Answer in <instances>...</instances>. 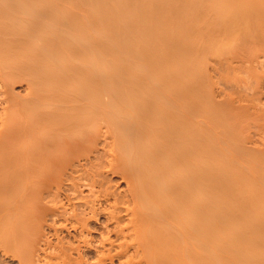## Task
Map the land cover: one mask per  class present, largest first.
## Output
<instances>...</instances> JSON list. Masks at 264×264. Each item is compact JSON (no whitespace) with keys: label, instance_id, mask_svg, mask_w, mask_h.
<instances>
[{"label":"bare ground","instance_id":"6f19581e","mask_svg":"<svg viewBox=\"0 0 264 264\" xmlns=\"http://www.w3.org/2000/svg\"><path fill=\"white\" fill-rule=\"evenodd\" d=\"M258 43L264 0H0V242L35 264L57 218L80 252L106 214L96 264H264Z\"/></svg>","mask_w":264,"mask_h":264},{"label":"rangeland","instance_id":"374dc122","mask_svg":"<svg viewBox=\"0 0 264 264\" xmlns=\"http://www.w3.org/2000/svg\"><path fill=\"white\" fill-rule=\"evenodd\" d=\"M225 44H226L225 47L227 49H231L235 44H237V42L236 41H228ZM251 53L256 54V55L257 54L262 55L264 53V47L261 44H259V43L255 44L253 46L252 50H251ZM260 60L262 62L261 64H263V65L261 67L258 66L257 70L258 71H262L261 72L262 75L260 74L262 78L260 76H259L260 79H259V77H257L258 79L256 77H254V78L250 77L251 78L250 79L251 81H250L248 79L249 77H247L245 73H241L240 75L238 74L233 79L234 80L233 82L235 83L237 81V83H238L239 81H241L243 79H248L249 82H251L249 85L251 86L254 83L252 85V87H254V86L257 85V82L260 81V83H259V85H257V87L262 92V94L260 95L261 105H264V58H261ZM19 85L20 86H14L15 90L18 91V92L22 91V88H23L22 87L23 84H19ZM231 85H233V84H231ZM229 87H230V83H229ZM249 92L247 91V96L249 98H251L252 96H250ZM255 118H256V116L254 114H252V113L247 114L245 116V118H243V120L241 122V126H240L241 132H240L239 135L242 138L245 137V136H251L253 139L256 140L257 144L258 143L261 144V141L259 139L260 136H258V134H257L258 131L261 128H260L259 122L256 121ZM101 155H102V152H101ZM99 157H100V155L97 154V156L93 159V162L94 163L96 162L95 164L100 166V165H102V162H104V161L102 159H100L102 157H100V158ZM98 178L103 181L105 186H109L110 189L113 190L116 193H120L121 192L120 189L122 187H124V184L121 182V180H120V178L118 176H113L111 174L103 173L101 176L99 175ZM85 191L86 190L83 189L82 193L80 194V196L83 195V196L86 197L87 195H89L88 192L87 191L85 192ZM69 207L70 208H68V211L72 212L71 209L74 208V205H70ZM75 207L78 208V205L76 204ZM97 207H98V209L99 208L101 209L103 207H108V206L106 205V202L103 201V202H101L100 207H99V205ZM121 210L122 209H120V211ZM106 216H107L106 214H102V215L98 216L96 219L89 220L88 227L84 231V234H86L89 238L92 239L93 247H91V248L81 247V251L80 252L74 249L75 246H77V243H78V240H79L78 237L80 236V233H77V230L76 231L73 230L71 228L70 222L66 221L65 218H62V217L59 218V219L57 218L56 221L52 224V226L48 227V229L46 228V230H45L46 231V235H48L47 237H45L47 239V245L45 247L42 246V247H38L37 248V249H39V250H37L38 252L35 254V255H37L36 256L37 258L35 257L36 259H34V257H33V262L32 263H35V264L36 263L37 264H48V263L52 264L53 263V264H55L56 262H60V260H61V251L64 249V250H66L65 252L67 254L71 253L74 258H79V259L83 258V260L80 259L83 264H86V263L87 264H96L97 261L99 260L100 256H102L101 255V249L102 248L101 249H100V247L96 248L97 244H94V243H96L100 239L99 238L100 234L105 232V223H106V218L105 217ZM119 216H120L119 218H120L121 222H125L126 221V217L124 215H119ZM67 217H69V216H67ZM64 226H65V228H63ZM108 226L109 227H113L112 224H109ZM0 238H1V236H0ZM112 238L116 239V236L112 235ZM7 240L8 239H6L5 241L4 240L2 241V239H1L2 243L4 242V244H5V242ZM2 243L0 242V247H1L0 248V264H21L20 259H19V255H18V253H19L18 251H20V250H18V249L14 250V249H12V247H8V245H9V241H8V242H6L7 246L6 245L5 246L8 248L10 253L9 252L7 253V250L5 249L4 245H3L4 249L2 248V246H1ZM24 243L25 242H22L21 244H18V245H20V246L17 245L18 248H20L21 250H22V248L23 249L26 248L27 246H25L26 244H24ZM53 248L56 249V251H57L56 255L52 254V252H53L52 249ZM102 250H103L104 253H105V251L108 252L107 250H104V249H102ZM12 251H13V253H12ZM59 251H60V253H59ZM79 254L81 255V257H80ZM13 255H15V256H13ZM119 256L115 257L112 262H110V263L108 262V264H121V262L124 260V257L121 256V255H119ZM97 258H98V260H97Z\"/></svg>","mask_w":264,"mask_h":264}]
</instances>
